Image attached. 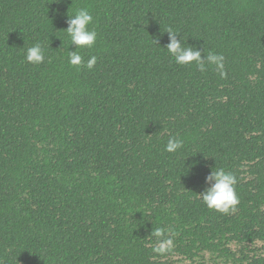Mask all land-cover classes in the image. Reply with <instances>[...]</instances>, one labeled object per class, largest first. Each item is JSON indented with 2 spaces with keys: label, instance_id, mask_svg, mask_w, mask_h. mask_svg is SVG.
I'll list each match as a JSON object with an SVG mask.
<instances>
[{
  "label": "trees",
  "instance_id": "16d2710c",
  "mask_svg": "<svg viewBox=\"0 0 264 264\" xmlns=\"http://www.w3.org/2000/svg\"><path fill=\"white\" fill-rule=\"evenodd\" d=\"M79 8L91 50L69 45ZM169 28L226 76L175 63ZM221 167L227 215L200 194ZM0 264H264V0H0Z\"/></svg>",
  "mask_w": 264,
  "mask_h": 264
},
{
  "label": "clouds",
  "instance_id": "9594fccd",
  "mask_svg": "<svg viewBox=\"0 0 264 264\" xmlns=\"http://www.w3.org/2000/svg\"><path fill=\"white\" fill-rule=\"evenodd\" d=\"M67 21L66 33L70 38V44H74L76 49H93L97 41V32L94 25V17L87 8H79L73 15H69ZM169 35V43L166 45L167 51L174 58L175 63L180 65H190L195 63L201 72H206L208 67L212 66L223 78L226 76L224 56L214 52L202 55L201 49L196 47H185L182 38L177 39L179 32L169 28L166 31ZM25 59L33 65H40L45 62V50L39 42L27 48ZM50 62V60H49ZM97 57L92 55L87 61H84L80 53L69 51L68 63L77 69L86 67L89 70L96 65ZM184 141L177 136H170L165 151L175 153L182 149ZM196 161L189 165V170L196 166ZM206 187L202 192L203 202L209 209L218 211L223 214H230L236 211L239 204V196L236 192L238 183L237 176L224 168L211 169L204 181ZM152 235L156 237V245L153 252L164 255L173 251V239L167 235V230L155 228Z\"/></svg>",
  "mask_w": 264,
  "mask_h": 264
}]
</instances>
